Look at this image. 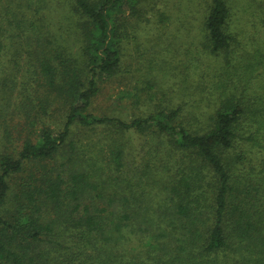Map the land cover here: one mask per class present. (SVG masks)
Instances as JSON below:
<instances>
[{
    "label": "trees",
    "instance_id": "obj_1",
    "mask_svg": "<svg viewBox=\"0 0 264 264\" xmlns=\"http://www.w3.org/2000/svg\"><path fill=\"white\" fill-rule=\"evenodd\" d=\"M151 1L0 0V58L16 31L31 73L28 135L0 154V264H264V0H201L206 66L155 88L164 101L148 94L130 120L93 114L142 20L152 14L160 39L181 22L179 5L172 16ZM237 5L259 30L231 27ZM129 134L144 150L136 166Z\"/></svg>",
    "mask_w": 264,
    "mask_h": 264
},
{
    "label": "rangeland",
    "instance_id": "obj_2",
    "mask_svg": "<svg viewBox=\"0 0 264 264\" xmlns=\"http://www.w3.org/2000/svg\"><path fill=\"white\" fill-rule=\"evenodd\" d=\"M151 2L156 13L165 10L172 16L176 12L173 6L179 5L181 11L178 17H181V22H179L181 24L175 22L176 18H173L171 25H162L167 27L166 31L169 33L165 35L164 39H160V24L157 26L158 29L152 25L155 20L151 16L152 14L147 15L150 20L149 25L145 24V21L148 20H142L136 38L127 46L126 64H124L121 74L112 79L109 84L104 85L99 96L93 102V114L117 117L126 121L141 115L150 106V104L144 105V102L148 101V94L152 97L155 96V103H158L157 99L164 101L162 96L156 94L155 88L160 94V86L161 88L173 87V84L180 79L181 73L185 69H194L197 64H195L196 58L203 57L198 54L199 45H197V34L201 26V0H153ZM238 2L239 0H234V4H238ZM245 10L246 13L241 15V7L237 5L236 16L232 20L231 27L236 31H246V34L254 31L255 28L256 31L259 30L257 17H251L250 11ZM175 23L180 26L179 33L175 31ZM15 34H17L16 31L11 42L7 35H4L2 40L0 90H3V93L0 92V111L4 110L5 118L0 119V154L3 145L6 144L9 152H13L20 144L19 137L28 135V127L25 124L27 122H23L22 112L19 108L21 99L19 94L23 91L21 90L22 86L28 88L30 81L31 73L29 72V56L27 54L30 45L23 43L17 35L15 37ZM174 34L175 36L171 38L170 36ZM169 37L170 39H167ZM200 65L197 64L198 68L206 66L205 64ZM147 73L152 83L147 79ZM146 80L153 85L152 91L145 92L140 96L132 91L135 87H140V81L146 82ZM11 88L14 95L7 98L4 94H8ZM173 90H177V87H173ZM127 91L130 92V96ZM162 92L173 105L181 100L179 96L170 94L166 90ZM31 93L33 92L28 90V94ZM135 102L140 103L138 109ZM16 130L19 133L15 136ZM12 131L13 135H11ZM126 140V165L136 166L144 151L140 147L141 138L136 134H129L126 136Z\"/></svg>",
    "mask_w": 264,
    "mask_h": 264
}]
</instances>
